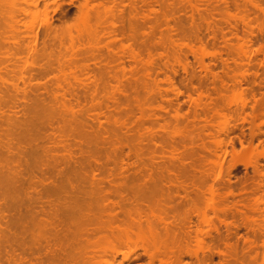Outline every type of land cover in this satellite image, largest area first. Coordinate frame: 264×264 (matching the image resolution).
Returning a JSON list of instances; mask_svg holds the SVG:
<instances>
[{"label": "rangeland", "instance_id": "374dc122", "mask_svg": "<svg viewBox=\"0 0 264 264\" xmlns=\"http://www.w3.org/2000/svg\"><path fill=\"white\" fill-rule=\"evenodd\" d=\"M263 147L264 0H0V264H264Z\"/></svg>", "mask_w": 264, "mask_h": 264}, {"label": "bare ground", "instance_id": "6f19581e", "mask_svg": "<svg viewBox=\"0 0 264 264\" xmlns=\"http://www.w3.org/2000/svg\"><path fill=\"white\" fill-rule=\"evenodd\" d=\"M13 1V0H12ZM47 1V0H46ZM91 1V0H90ZM103 1V0H102ZM110 1V0H109ZM29 2V1H28ZM104 2H106V1H104ZM99 3H100V1H99ZM109 3V2H108ZM12 4V3H11ZM27 4V3H26ZM100 5V4H99ZM111 5H112V3H111ZM259 5V4H258ZM261 5V4H260ZM5 6V5H4ZM7 6V5H6ZM98 7H101V5L100 6H98ZM255 8H256V5L254 6ZM259 8V7H258ZM110 10V9H109ZM12 11V10H11ZM260 11H262V10H260ZM259 11V12H260ZM111 13V12H110ZM110 13H108V14H110ZM261 13V12H260ZM12 14H13V12H12ZM28 14V13H27ZM23 15V14H22ZM3 16V15H2ZM115 16V15H114ZM244 16V15H243ZM4 17V16H3ZM116 17H117V15H116ZM119 17V16H118ZM240 20H241V22L244 24V25H246L247 27L249 26V23H248V18L247 17H241L240 18ZM246 20H248V21H246ZM14 21V20H13ZM14 23V22H13ZM45 24H46V22H45ZM48 24V23H47ZM46 24V26H48ZM113 24V23H112ZM50 26V25H49ZM252 26V25H251ZM48 28V27H47ZM248 28H250V27H248ZM88 30H90V29H88ZM249 30V29H248ZM87 31V30H86ZM172 31V30H171ZM174 31V30H173ZM88 32V31H87ZM91 33V32H90ZM92 34V33H91ZM251 34V33H250ZM254 34V33H253ZM90 36H92V35H90ZM250 39H251V37H250ZM247 42V41H246ZM262 47V46H261ZM204 50V49H203ZM239 53H238V55L240 56V58L242 59V61L244 60H247V61H249V59H250V50H249V46L246 44V43H244V45H242V46H240L239 47V51H238ZM260 52V51H259ZM201 53H202V56H203V54L204 55H207L206 54V52H204V51H201ZM151 55V54H150ZM149 55V57H148V59L146 60V68H145V76H146V78H150L151 77V75H152V73H153V59H152V57L153 56H150ZM243 61V62H244ZM206 70H208L207 68H206ZM152 79V78H151ZM176 83V82H175ZM170 85H172L171 83H170ZM173 86V85H172ZM171 86V87H172ZM146 87H147V85H146ZM175 87V86H174ZM147 88H149V87H147ZM176 89V88H175ZM149 90H150V92H153L152 90H151V88H149ZM158 91V90H157ZM179 92V91H178ZM155 93V92H154ZM157 93H160V91L159 92H157ZM60 106L62 107V109H65V111H70L71 112V110H72V108L70 109L69 107L70 106H65L63 103H61L60 104ZM51 110V109H50ZM68 111V112H69ZM51 114H52V112H51ZM72 114H74V112H72ZM51 115H49V118H51L50 117ZM73 116V115H72ZM223 117V116H222ZM48 118V117H47ZM50 120H52V119H50ZM98 120V119H97ZM222 120V119H221ZM226 120H227V118H226ZM99 121V120H98ZM223 121H224V117H223ZM225 123V122H224ZM33 124V123H32ZM24 125V124H23ZM221 125H223L222 123H221ZM225 125V124H224ZM222 126V127H225L226 128V125L225 126ZM25 126V125H24ZM26 126H30V125H26ZM25 126V127H26ZM224 128V129H225ZM32 129V128H31ZM223 129V130H224ZM226 130V129H225ZM25 131V130H24ZM27 132H28V130H27ZM24 137V136H23ZM29 139V138H28ZM32 139V138H31ZM31 139H29V140H31ZM22 141V140H21ZM28 141V140H27ZM26 141V142H27ZM20 142V141H19ZM264 148V147H263ZM262 153V152H261ZM264 153V152H263ZM24 154V153H23ZM29 154V153H28ZM33 154V153H32ZM264 154H262V156H263ZM69 156H71V155H69ZM96 156H98V155H96ZM33 157V156H32ZM95 157V156H94ZM98 158V157H97ZM96 159V158H95ZM99 160V159H98ZM25 161V160H24ZM32 162H33V160H32ZM31 162V163H32ZM28 164V163H27ZM183 164H185V163H183ZM28 166H29V164H28ZM185 167V166H184ZM9 176H12V175H8V178H7V180L6 181H8V179L10 180V183H12V182H16L17 181V179H16V181L14 180V178H16V177H14V175H13V177H11V178H13V180H11L10 178H9ZM6 177H7V175H6ZM19 182V181H18ZM24 182V181H23ZM7 183V182H6ZM8 185H9V182L7 183ZM22 184V183H21ZM15 185V184H14ZM57 193V192H56ZM186 193V192H185ZM75 195V194H74ZM77 196H78V194H77ZM105 197L106 195H102V197ZM140 196V198H142V196L144 197V195H137V197H139ZM67 197V196H66ZM60 198V197H59ZM68 198V197H67ZM76 198H78V197H76ZM81 198V197H80ZM187 198V197H186ZM102 199V198H101ZM137 199H139V198H137ZM73 200V199H72ZM105 200V199H104ZM121 200V199H120ZM157 201V200H156ZM171 201V200H170ZM77 202V201H76ZM82 202V201H81ZM84 202H85V200H84ZM78 203H80V202H78ZM165 203V202H164ZM171 203V202H170ZM85 204V203H84ZM113 205V204H112ZM111 204L109 205V206H112ZM76 206V205H75ZM117 206V205H116ZM166 206H168V205H166ZM156 207V206H155ZM165 207V206H164ZM212 207V206H211ZM108 208V207H107ZM157 208V207H156ZM158 208H160V207H158ZM162 208V207H161ZM214 208V207H213ZM172 210V209H171ZM128 215H130V214H128ZM110 216V215H109ZM139 216H141L140 214H139ZM112 223V222H111ZM113 224V223H112ZM135 224H136V222H135ZM140 226V224L138 223V225H137V227L138 228H140L139 227ZM111 228H113V227H111L110 226V229ZM106 229H109V226L108 227H106ZM112 230V229H111ZM93 231V230H92ZM94 233H95V231H93ZM93 232H91V233H93ZM96 232H97V230H96ZM155 237V236H154ZM156 238V237H155ZM133 242L132 241H130L129 240V238H126V241H125V245L128 247V249L131 251V249L130 248H132V249H134L135 247L134 246H132L131 244H132ZM134 244V243H133ZM130 247V248H129ZM161 252V251H160ZM116 253H118V251L116 250ZM165 254V253H164ZM154 258V257H153ZM103 260V259H102ZM102 262V261H101ZM103 262L105 263V264H111L109 261H107V260H103ZM161 262V261H160ZM263 264V263H262Z\"/></svg>", "mask_w": 264, "mask_h": 264}]
</instances>
